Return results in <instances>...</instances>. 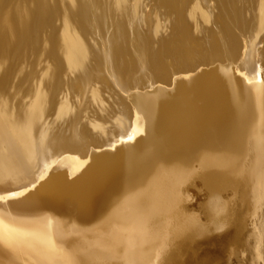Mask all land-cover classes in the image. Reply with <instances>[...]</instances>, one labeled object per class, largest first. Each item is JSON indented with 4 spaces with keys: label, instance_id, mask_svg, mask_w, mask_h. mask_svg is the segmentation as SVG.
Here are the masks:
<instances>
[{
    "label": "bare ground",
    "instance_id": "bare-ground-1",
    "mask_svg": "<svg viewBox=\"0 0 264 264\" xmlns=\"http://www.w3.org/2000/svg\"><path fill=\"white\" fill-rule=\"evenodd\" d=\"M104 2L0 0V264H264V0Z\"/></svg>",
    "mask_w": 264,
    "mask_h": 264
},
{
    "label": "rangeland",
    "instance_id": "rangeland-1",
    "mask_svg": "<svg viewBox=\"0 0 264 264\" xmlns=\"http://www.w3.org/2000/svg\"><path fill=\"white\" fill-rule=\"evenodd\" d=\"M110 0H108V3H105V5L107 6L106 8H107V10H108V7H109V2ZM164 1L165 0H163L162 2H161V0H152V1H149V0H145V2H147L146 4H144V7H143V9H148V10H142V14H141V24H142V27H145L144 25H146V27H148V26H151V23H152V16H154V17H156V16H162L161 18L162 19H166V18H168V16H169V14H168V12L169 13H171V15H174V13L172 14V12H174L172 9L170 10V9H168L163 3H164ZM181 0H173V4H174V8L173 9H176L175 11H177V10H179V8H180V10L178 11V13L177 12H175V14L177 13L180 17H178V18H186V14L184 13L183 14V12L184 11H186V10H183L184 8L185 9H189L188 8V6H193L194 4H197V1L198 0H182L181 2H180ZM155 2V3H154ZM154 3V4H153ZM166 3V2H165ZM179 3H180V5H179ZM148 4V5H147ZM181 4H183L182 6H181ZM184 4H185V7H184ZM189 4V5H188ZM155 5V6H154ZM150 6V7H149ZM151 6H152V8H151ZM177 6V7H176ZM187 6V7H186ZM182 7H184L183 9H182ZM105 8V7H104ZM105 8V9H106ZM157 8V9H156ZM106 10V12H108ZM155 10V11H154ZM189 11V10H188ZM188 11H186L187 13H188ZM156 12L158 13V14H156ZM179 13H182V14H179ZM154 14H156V15H154ZM176 14V16H178ZM165 15H167L166 17H164ZM109 16H111V14L108 12V17ZM215 16H217V18L215 17ZM214 17H213V21H215V22H213V24H214V26H218V27H215L216 29H218L217 31H219V30H222V29H220V26H223L224 25V23H223V19H221L222 17L220 16V15H215ZM159 17V18H160ZM171 17V16H170ZM218 17H219V20H218ZM111 18V17H110ZM148 19V20H147ZM180 19V20H181ZM182 19V20H183ZM215 19V20H214ZM218 20V21H217ZM148 21V22H147ZM149 23V24H147V23ZM220 22H222L223 24H221ZM148 25V26H147ZM186 25H188V24H186ZM186 25L185 26H183V27H181V29H179L178 31H180V32H175L176 34H180L181 36H180V38L179 39H182L183 41L185 40V42L186 41H188V40H190V41H188V42H184L186 45H189L188 43H190V46H187V47H184V49H183V51H196V47L199 45V43L200 44H202V46L201 45H199L198 47V49H200V48H203V50L202 51H205L204 49H206L207 50V47H205V44H206V42L204 43V39L205 38H201V37H199L197 34H196V29H195V27L192 25V30H191V32H190V34L188 33L189 32V30L188 29H191L190 28V24L186 27ZM193 27H194V29H193ZM222 28V27H221ZM188 30V31H187ZM182 31V32H181ZM184 31V32H183ZM213 32H216V30H214L213 29ZM176 34H175V36H176ZM178 34V35H179ZM183 34V35H182ZM194 35V40H196V42H194L193 40H192V35ZM189 36L190 35V37H187V36ZM183 36V37H182ZM186 36V37H185ZM177 37H179V36H177ZM182 37V38H181ZM245 37V36H244ZM185 38V39H184ZM187 38H188V40H187ZM198 40H197V39ZM260 38L261 39H263V41L262 40H259V47L264 51V34L263 35H261L260 36ZM259 38V39H260ZM182 40H179V41H181V42H183ZM202 40H203V42H202ZM193 41V42H192ZM198 41V42H197ZM192 42V43H191ZM256 42H257V39H252V41H251V46H253L254 44H256ZM193 43H194V45H193ZM204 43V44H203ZM185 45V46H186ZM207 45V44H206ZM190 47H193V49L194 50H192ZM195 47V48H194ZM189 49V50H188ZM206 53L208 52H210V50H208V51H205ZM226 60L227 59H225L224 60V62H225V67L226 66H228L230 63H231V60H229V62H228V60H227V62H226ZM166 61L168 62V63H171V60L169 59H166ZM227 63H228V65H227ZM222 65H224V63H222ZM231 68H232V66H233V64L231 63ZM234 67V66H233ZM230 68V69H231ZM236 69V66L233 68V69H231V70H235ZM259 70H260V68H259ZM237 73L238 74H241L242 73V71H240V70H237ZM257 75H258V71H255L254 73H252L250 76H252V77H248L249 79H246V77L243 75H239L242 79H246L245 81H247V80H249L250 82H255V81H257L256 80V77H257ZM255 78V79H254ZM249 81H247V82H249ZM191 189L193 190V192H194V195H192L191 196V199L190 200H192V199H196V200H193V201H190V203H188V205L189 204H192V205H189V207H188V210L189 211H193V212H198L196 209H197V204H199L202 200H201V198H203V196L205 197V195L207 194V192H205V191H207L203 186H201V185H192L191 186ZM222 195H223V198L225 199V200H229L230 198H232L233 196H234V193L231 191V190H224V191H222ZM193 196H195V197H193ZM197 198H198V200H197ZM195 206H194V205ZM191 206H193V207H191ZM245 205L242 203V202H240V200L238 201V202H236V204H235V209H236V213L238 212V214H242V216L245 214ZM244 209V211H243V213H241V211ZM254 215H255V213H253ZM230 217H232V215L230 216ZM244 217V216H243ZM208 223V221L205 219V218H203V220H202V224H203V226L204 225H206ZM251 226H252V228L254 229V230H258L259 229V226L256 224V223H254V224H252L251 223ZM250 226V227H251ZM257 227H258V229H257ZM227 229V228H226ZM226 229H219V230H214L213 232H214V234H212L213 232H210V233H208L206 236L207 237H209V236H214V235H218V234H221V233H223V232H225L226 231ZM223 231V232H222ZM202 237V236H201ZM201 237L199 236L198 238H197V240L198 239H201ZM234 251H239L238 249H233L232 250V252H234ZM233 259H235L236 261H239L240 260V257H239V255H238V253H235V254H233Z\"/></svg>",
    "mask_w": 264,
    "mask_h": 264
},
{
    "label": "snow or ice",
    "instance_id": "snow-or-ice-1",
    "mask_svg": "<svg viewBox=\"0 0 264 264\" xmlns=\"http://www.w3.org/2000/svg\"><path fill=\"white\" fill-rule=\"evenodd\" d=\"M129 139H132V137L130 136ZM12 195L13 196H19V195H21V193L14 192V193H12ZM0 199H6V197L0 196ZM2 225H3V222L0 221V228H2Z\"/></svg>",
    "mask_w": 264,
    "mask_h": 264
}]
</instances>
